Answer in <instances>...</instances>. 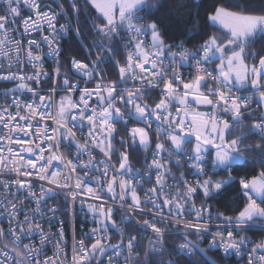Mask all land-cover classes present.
<instances>
[{
  "label": "snow or ice",
  "instance_id": "snow-or-ice-1",
  "mask_svg": "<svg viewBox=\"0 0 264 264\" xmlns=\"http://www.w3.org/2000/svg\"><path fill=\"white\" fill-rule=\"evenodd\" d=\"M66 4L0 0V81L14 83L0 104V264H178L163 257L197 252L216 264L213 250L264 264V6L234 0L201 16L191 0L188 47L166 38L161 0ZM66 36L86 57L67 67ZM60 197L63 209L49 204ZM77 205L93 226L73 232L69 259L51 220Z\"/></svg>",
  "mask_w": 264,
  "mask_h": 264
},
{
  "label": "trees",
  "instance_id": "trees-1",
  "mask_svg": "<svg viewBox=\"0 0 264 264\" xmlns=\"http://www.w3.org/2000/svg\"><path fill=\"white\" fill-rule=\"evenodd\" d=\"M62 3L66 4V0H61ZM234 0H201L202 6L199 9L201 16L204 15L205 11L210 9L213 4H224L225 6H228L232 4ZM191 3V0H161V6L159 7V11L156 13L155 18H157L162 28L166 32V38L169 39V42L172 41V39H185L191 47L194 46V44L198 43L197 40H189L186 39L185 36V28L190 27V13L194 12L195 8H187L183 7L184 4ZM54 7H56L55 4H53ZM242 6L248 7L250 9H254L257 12L260 10L262 6H264V0H242ZM89 11L93 13V16H95V12L92 9H82V15L81 19H84L83 12ZM95 39L94 36L91 34L85 39V43H88L89 40ZM254 48L259 50V44L254 45ZM77 56L78 59H86L84 55L83 49H81L78 45V42L74 39H70L69 37L65 40V43L63 45V53L61 55L62 63L65 67L68 66V57L69 56ZM94 58V57H93ZM117 59H122V56H118ZM102 67L106 68V76L107 78H116L118 73L117 70L111 66V63L102 65ZM254 139H250L246 141V143H252ZM144 156L143 153H133L131 154V158L134 161H140L141 158ZM243 174V173H242ZM234 194H229V196H233ZM227 202V198L224 200H221L220 202L216 203V206L220 208L221 211L224 210L223 204ZM251 235H254L253 233H248ZM256 234V233H255ZM210 257H212L213 260L216 261V264H241L240 260H237L234 257L230 258H224L219 250H213L208 253ZM176 259L178 260L179 264H206L205 258L202 257L198 252L192 256L191 258L188 257H176L175 255L168 256L167 254L163 259Z\"/></svg>",
  "mask_w": 264,
  "mask_h": 264
},
{
  "label": "built area",
  "instance_id": "built-area-1",
  "mask_svg": "<svg viewBox=\"0 0 264 264\" xmlns=\"http://www.w3.org/2000/svg\"><path fill=\"white\" fill-rule=\"evenodd\" d=\"M50 3H51V0H41L42 7L44 5H47V4H50ZM52 7H54L53 4H52ZM0 14H2V13H0ZM22 15H27V9H25L22 12ZM60 22H63V21H60ZM37 38H39V35L38 34H37ZM67 38L68 37L66 36V37H64L61 40L62 49H63V45L65 43V40ZM186 46L191 47V45H189L187 43V41H186ZM45 51H47V49H45ZM62 53H63V51H62ZM123 55L124 54L121 53V56L122 57H123ZM61 61H62V58H61ZM53 67H54V65H53L52 58L51 57H48L47 58V61H46V64H45V68H46V70H48L49 72H51ZM76 78H78V77H76ZM108 79L112 80V79H116V78H108ZM12 87H14V83L13 82L0 81V104H3L4 103V99H5V97L2 95L3 91L5 89H7V88H12ZM116 146L119 147V144L117 143ZM143 158H144V156L141 158L140 161H134L130 157L131 163L136 168H140L142 171H146V169H143L142 168ZM173 171H176V169L173 168ZM189 178L191 179V177H189ZM147 187H150V185H147L146 184L145 185V188H147ZM197 203L199 204V201ZM49 204L50 205L56 204V206L60 207L61 209L64 208V202H63V198L62 197L58 198L56 201H49ZM28 206L29 207H32V205H28ZM57 217H58V219H52L51 220V224H52L51 231L52 232H56L57 229L60 227V221H63V227H64V230H65L66 238L68 240V253H69V259H70V257H71V243H72V235H73V232H75V235H76V238L77 239L82 238L83 237V234L85 232H87L93 226V224L91 222V217L85 215L84 212L80 211L79 205H77V211H76L75 217H73L71 214L65 213L63 211L58 212L57 213ZM189 219H191V218L189 217ZM44 223L47 224L48 221H44ZM0 225H2L4 227L7 226L6 217L0 216ZM127 230L130 231L131 228L128 227ZM133 234H135V233H133ZM248 235H250L252 237V239H254V240H258V239L261 238V235H260L259 231H257L256 234H254V235H251V234H248ZM35 238L38 239V234H36ZM116 239H118V237ZM190 239L195 240L196 237L195 236H191ZM25 242H27V240H25ZM113 242L114 243L116 242L115 239L113 240ZM176 242H177V238H175V237H167L166 240H165V243H166V245L168 246L169 249H171L172 246ZM86 243H87V241H86ZM143 243H147V242L144 241ZM200 247H207V237H205L204 241H202L200 243ZM51 249H52V246L49 245L48 248L46 249L48 255H52L53 254ZM232 257L236 258L237 260H240L239 257H236V256H232ZM240 262H241V264H244L243 260H240Z\"/></svg>",
  "mask_w": 264,
  "mask_h": 264
},
{
  "label": "bare ground",
  "instance_id": "bare-ground-1",
  "mask_svg": "<svg viewBox=\"0 0 264 264\" xmlns=\"http://www.w3.org/2000/svg\"><path fill=\"white\" fill-rule=\"evenodd\" d=\"M171 251V249H169Z\"/></svg>",
  "mask_w": 264,
  "mask_h": 264
}]
</instances>
